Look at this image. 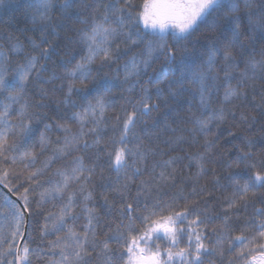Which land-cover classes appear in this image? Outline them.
I'll return each instance as SVG.
<instances>
[{
	"label": "snow or ice",
	"instance_id": "snow-or-ice-1",
	"mask_svg": "<svg viewBox=\"0 0 264 264\" xmlns=\"http://www.w3.org/2000/svg\"><path fill=\"white\" fill-rule=\"evenodd\" d=\"M75 2L76 0H23L21 7L25 10L35 9L33 22L47 26L52 25L50 13L57 8L63 16L71 18L69 10ZM4 3L5 0H0V5ZM80 22L88 25L79 30L85 54L75 64H72V59L65 61L63 75L58 76L54 72L51 77L52 80L62 81L61 90L66 87L63 103L70 109H80L60 119L72 121L78 128L73 131L68 123L56 122L55 127L64 133L63 137L57 138L55 147H51V155L43 161L42 167L23 177V181L29 186L33 182L38 184L45 169L62 158L71 157L67 166L55 169L53 175L58 179L48 181L49 186L40 193V201L37 202V207H40L43 202L61 201L57 211L44 216L40 228L42 237L56 235V239L48 245V264H88L86 257L90 256L89 248L95 251L98 247L108 264H217L214 258H219L220 264H223L225 253L233 252L237 245L240 250L236 252V261L247 264L248 255L252 251L248 245L260 249L261 260L264 261V243H260L264 240V159L255 158L256 154L252 150L255 142L246 136H237L231 131L228 133L240 143L234 145L236 156L233 160L223 161L221 157L223 168L228 172L225 179L232 191L230 196L225 197L227 207L224 209L220 230L212 229L216 238L215 246L209 247L204 242L207 236L197 230L201 225L206 228L212 221L213 217L207 214L208 209L201 210L193 202L185 203L181 210H176L179 207V198L188 200L182 192L168 201L159 197L161 185L175 179L177 169L174 165L185 157L175 156L168 160L154 161L149 169L148 155L149 152L154 154V150L145 151L143 140L137 131L138 126L146 125V118L150 117L152 112L159 111L161 106L160 103L154 102L153 93L146 84L154 85L156 101L165 99V89H162L160 84L162 79H167L166 72L162 69L149 74V69L161 56L168 62L175 63L176 45L189 41L201 24L206 25L210 30V33L204 36V40L208 42L204 53L207 58L193 59L185 50L179 62L180 78L169 81L167 86L169 97L177 95L181 90L190 91L199 97V114L193 112L189 117L192 124L189 129L190 143L196 144L197 137L204 136L205 151L188 155V163L184 165L185 168L195 165L197 171L188 179L198 183L208 171L207 153L215 146V141L207 139L212 125L218 127L229 117L235 121L236 110L246 105L264 113V90L257 93L254 87L257 79L264 80V0H144L139 12L135 11L132 0H108L102 18L93 17L90 23L87 20ZM257 34L262 43L259 60L248 51L254 46ZM120 38L127 46L143 45V48L124 63L122 83L131 84L127 88L130 93L139 86L140 96L135 103L129 101L132 104L131 110L124 109L123 118L116 117L112 130L118 135L111 140L113 147L107 153L110 167L118 176L120 173L124 176V182L120 183L118 180L112 191L126 201L121 215L128 221L127 224L121 221L120 227L126 231L119 233L116 242L121 244L123 251L119 256H115L109 241L98 239L94 223L97 220L95 209L88 206V202L93 198L89 185L96 174V165L87 166L82 156L73 154L100 144L98 130H102L101 126L104 124L105 111L110 103L107 94L112 84L107 77L98 80L92 65L99 61V68L96 70L99 71L126 55L127 49L122 51L121 44L116 42ZM42 43L48 41L43 39ZM32 48L38 50L40 45L33 43ZM12 50L17 54L22 53L25 63L17 66L12 77L14 84L19 85V92L6 97L9 103H0V162L16 164L19 161L27 169L35 164L37 158L34 151L28 150V145L37 131L33 124L36 114L29 111L27 103L19 109H13L12 105L20 101L33 73L38 77L41 71L46 70L45 65L39 61L41 58L49 59L50 53L47 48L40 50L39 56L24 52L17 46H13ZM8 59V56L0 52V96H3L9 87L4 77L8 71L5 66ZM142 76L148 77L143 84L140 82ZM185 81H189L194 87L186 89ZM221 87L223 98L219 101L220 106L211 108L213 98ZM41 92L46 95L43 89ZM257 95L260 96L258 103ZM74 96L76 99H73ZM228 105L232 107H227ZM13 111L17 113L16 120L10 118ZM239 121L250 128L255 122V117L240 111ZM88 123H91L92 127L86 128ZM153 126L155 127V121ZM52 127L53 124H45V131L40 133L38 143L41 152L48 150L52 145L47 135ZM140 131L148 137L153 135L147 127ZM89 134L96 135L91 144L87 139ZM185 140L186 138L181 136L175 140L169 139L167 143L171 147ZM157 168L160 169L158 174ZM234 168L239 171H231ZM169 169L171 171H168ZM145 171L149 172V179L141 180L136 187V196L127 201L134 177ZM212 172L213 183L219 185L220 176L216 174V169H212ZM9 175L7 170L0 171V184L9 187ZM20 187H23V183ZM29 191L30 187H25L20 195L22 205L12 200L0 203V219H11L15 225L7 235L0 231V264H31L29 257L36 254V250L30 249L27 244L21 249L16 243V238L22 236L20 226L25 215L31 214ZM204 193L205 187L201 186L198 192L194 184L193 195ZM207 195L211 196L212 193L208 192ZM101 196L107 204V194L102 192ZM78 206L87 219L82 231H77L75 227L81 215L75 211ZM250 206L251 214L240 226V235L232 237L233 216L229 213L235 215L241 209L247 212ZM4 209L7 210L6 213ZM190 216L195 218L189 220ZM236 218L239 219L238 215ZM60 233L63 235H59ZM185 238L186 245L180 247ZM161 239L167 241L164 248L157 243ZM5 244L7 248H3ZM228 264H233V261L229 260Z\"/></svg>",
	"mask_w": 264,
	"mask_h": 264
},
{
	"label": "trees",
	"instance_id": "trees-1",
	"mask_svg": "<svg viewBox=\"0 0 264 264\" xmlns=\"http://www.w3.org/2000/svg\"><path fill=\"white\" fill-rule=\"evenodd\" d=\"M108 0H76L73 8L69 10V16L67 18L61 14L59 9L50 13L52 17V25H45L43 23H34L32 15L35 13V9L25 10L21 7L23 0H5L3 5H0V52H3L9 57L5 62V66L8 71L5 72L4 77L9 87L4 92L3 96H0V103L7 104L9 101L7 96L16 95L19 92V85L14 84L12 77L15 75V69L18 65L25 63L24 55L13 52V46L22 48L24 52H30L33 55L39 56L40 50L47 48L50 53V58L45 60L40 59L39 63L45 65L46 70L41 71L37 77L36 73H33L32 78L29 80L27 88L23 93L20 101L12 105L13 109H19L22 105L27 103L29 105V111L35 113V119L33 120L34 127L37 129L35 135L32 137V142L28 145V150L36 153V162L34 165H30L27 169L24 168L23 163L17 162L11 164L10 162H0V171L7 170L9 172V180L11 181L9 187H5L0 184V203L5 200H12L20 203V195L24 192L25 187H30L29 200L31 202V214L25 215L24 221L20 226L22 236L16 238L17 245L22 247L27 244L30 249H35L36 254L30 255L29 259L31 264H48L49 242L56 239V235H49L47 237L41 236V225L44 222V216L49 212L57 211L61 201H48L43 202L40 207H37V202L40 201V193L49 186L48 181H54L58 179L53 175L55 169L65 167L69 164L71 157L62 158L53 164L50 168L45 169L44 173L39 179V183L33 182L31 186L23 181V177L29 172L34 171L37 168H41L43 161L51 155V147H55V141L57 138H62L64 133L56 129L55 123H68L73 131H76L78 125L72 121L61 120L64 115H71L72 111H79V108L70 109L69 106L63 103L65 89L61 90V80H52L51 77L55 72L58 76H62L65 69L63 64L68 59H72V64H75L85 54V49L80 42L79 30L87 27L88 25L81 23L80 21L87 20L91 22L93 17L97 19L102 18L105 12V5ZM144 0H132L135 6V11L142 10ZM259 5H257L258 7ZM210 33L209 28L206 25L201 24L198 31L190 38L189 41H182L176 45V62H168L164 56H161L155 61L152 68L149 69V74L153 71L164 70L167 74V79H162L160 87L165 89L164 101H156L155 99V87L153 84H146V86L153 93L154 102L160 103L159 111L152 112L150 117H147L146 125L138 126V133L143 140V147L145 151L154 150V154L149 152L147 159V166L150 169L154 161L168 160L170 157H185L178 164L174 165L177 171L175 173V179L169 181L167 184L161 185L159 197L168 201L174 196H178L181 192L183 196L188 197L185 201L182 197L179 198V207L176 210H181L185 203H196V206L201 210L207 208L208 215L213 219L207 224L205 228L201 225L197 230L202 231L207 239L204 241L209 247L215 246V235L212 232L213 228L217 231L220 230L222 224L224 209L227 207L225 197L231 195L232 189L228 186V181L225 177L228 172L224 170L222 160L230 161L236 156L235 144H239L240 141L233 136H229V131L236 133L237 136H246L254 141L253 152L256 154L257 160L264 159V113H261L259 109H254L251 105L243 106L237 109V119L232 120L231 117L224 123L219 124L217 127L212 125V130L208 134L207 139L215 141V146L207 153L209 162L206 167L208 171L203 175L198 183L188 179L192 176L197 168L195 165L185 168L184 165L188 163L187 156L197 152H204V136H198V143H190L189 129L192 124L189 121L190 115L195 112L199 114V97L194 96L190 91H178L177 95L169 97L167 93V86L169 81L180 78V58L185 54L191 56L193 59L199 60L201 58L206 59L205 49L207 47V41L204 40V36ZM197 38L199 42L197 43ZM46 39L48 43H42V40ZM122 38L116 42L121 44L122 51L127 49V54L122 55L121 59L111 66H105L103 69L96 71L99 68V61L92 65L94 75L97 79L107 77L111 82V90L107 94V100L110 102L105 111L104 124L101 126L102 130L99 131L100 144L93 146L87 150H81L73 155L82 156L87 166L96 165V174L92 178V183L89 188L93 191V198L88 202V206L95 209V215L97 220L96 232L99 240H108L111 249L115 256H119L123 251L121 244L116 242L120 232H125L126 229L120 227L121 221L127 224L126 217L121 215L123 211V205L126 202L117 195L112 189L120 183L124 182L123 173L119 176L108 163L107 153L112 150L111 140L118 133H114L112 125L116 121V117L123 118V110H131L132 104L135 103L140 96L139 86L130 93L127 88L131 84H124L123 81V66L124 63L130 59L133 55H136L141 51L143 45L136 47L134 45L127 46L121 42ZM39 44L40 49L33 50L32 44ZM169 43H171V35H169ZM115 47V44H113ZM262 43L259 34L256 35V42L253 47L249 48V53L254 54L256 59H260V49ZM117 65L119 69H117ZM71 66V65H69ZM223 73H221V76ZM135 79V78H133ZM147 76H142L140 82L143 84L147 81ZM178 87V86H176ZM174 87V91L176 90ZM184 87L190 89L194 87L189 81H185ZM254 87L257 93L264 90V80L257 79L254 82ZM44 90L46 95H43L41 90ZM92 97H89L91 99ZM223 98V88L221 87L218 93L214 96L211 108H218L220 106L219 101ZM73 99H76L74 96ZM251 100V90L249 95ZM256 102H260V96H256ZM38 104H43V107H37ZM227 107H232L228 105ZM244 111L250 114L251 117H255V122L249 128L247 124L239 121V113ZM11 119H17V113L13 111ZM155 121V127L153 122ZM45 124H53L51 130L47 132L48 137L52 141V145L48 150L41 152L39 147V136L41 132H44ZM92 127L91 123L86 124V128ZM147 127V129L153 134L151 137L145 136L140 129ZM185 137L186 140L178 144H173L171 147L167 143L169 139L175 140L177 137ZM96 138L95 134H89L87 137L89 144ZM132 144H129L131 147ZM118 147V145H117ZM11 155V154H10ZM98 157V159H97ZM222 157V160H221ZM212 169H216V174L220 176V184L215 185L213 183L214 176ZM160 169L157 168L156 172L159 173ZM168 171H171L169 169ZM231 171L237 172L239 169H232ZM17 176L19 178H17ZM149 172L145 171L141 175L134 177L131 184V191L127 196V201H131L136 196V187L141 180H148ZM23 183V187L20 184ZM199 188L205 187V193L200 195H193V186ZM75 187V185H73ZM11 188V190H9ZM18 189V190H17ZM105 193L108 196V203L106 204L101 196V193ZM211 192L212 195H207ZM153 195H156L155 189ZM141 209L143 207V198H141ZM55 205V206H54ZM257 206H259L257 204ZM6 209L4 212L6 213ZM75 211L81 213V208L78 206ZM251 206L245 212L243 209L239 213L233 215L232 212L229 215L233 216L231 223L234 225V230L231 233L232 237L240 235V226L245 223L247 216L251 214ZM239 217L237 219L236 217ZM194 216H190L189 220L194 219ZM87 223V219L83 213H81L79 220L76 221L75 227L77 231L83 230V225ZM139 224V221H137ZM187 224V222H185ZM15 227L11 219H0V231L4 235H7ZM251 235V233H245ZM59 235H63L60 233ZM157 243L164 248L167 246V241L164 239L158 240ZM264 243V240L260 241ZM186 245L185 241L180 244V247ZM3 248H7V245H3ZM227 248V243H225ZM249 249H252L250 255H248L247 264H258L261 260V251L254 245H248ZM240 250V246L237 245L233 252H226L223 264H228L229 260L233 261V264H244V262H238L235 259L236 252ZM90 256L86 257L88 264H108L105 256L100 253L98 247L95 251L89 248ZM255 257V259H253ZM11 259V257H9ZM217 264H220L219 258H214ZM117 264V262H113Z\"/></svg>",
	"mask_w": 264,
	"mask_h": 264
},
{
	"label": "rangeland",
	"instance_id": "rangeland-1",
	"mask_svg": "<svg viewBox=\"0 0 264 264\" xmlns=\"http://www.w3.org/2000/svg\"><path fill=\"white\" fill-rule=\"evenodd\" d=\"M171 31H172V29L170 28L169 33H171ZM258 264H264V261L260 260V261H258Z\"/></svg>",
	"mask_w": 264,
	"mask_h": 264
}]
</instances>
